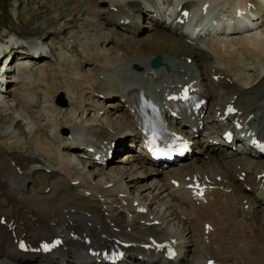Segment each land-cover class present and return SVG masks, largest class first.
<instances>
[{
    "label": "bare ground",
    "instance_id": "6f19581e",
    "mask_svg": "<svg viewBox=\"0 0 264 264\" xmlns=\"http://www.w3.org/2000/svg\"><path fill=\"white\" fill-rule=\"evenodd\" d=\"M206 1L218 3V0H80L76 6L84 9L91 4L92 15L84 20L81 33L76 36L79 44L84 45L88 58L97 56L94 65L91 61L94 71L87 75L88 72L81 67L80 70L87 74H77L75 60H78L77 64L88 61L80 58L69 61L67 64L74 68L72 74L67 75L71 79L58 86L50 84L55 91L63 88L68 103L65 106L53 103L52 95L46 90V103L42 104L44 111L40 113L44 114V122L39 121L37 128L38 113L31 116L24 111L32 107L37 98V93L30 94L28 85H25L27 78L33 75L30 60L25 59L29 57V50L23 46L9 50L23 60L16 62L13 78L6 75L9 71L5 73L7 79L0 83V95L3 86L7 89L12 83L8 89L12 95L11 103L5 102V96H0V108L6 109L5 106L10 105L13 108L19 104L17 108L25 114L14 113L3 129L9 133L4 141L5 149L11 151L15 145H30L37 151L36 154L32 152L35 155L29 153L25 156L32 166L23 173L22 180L31 181L30 176L34 173L38 179L37 187L26 189L24 184L17 185L12 177V157L2 152L6 155L0 156V183L4 185L5 179L9 178L10 192L6 203L7 221L0 223V227H6L5 231L0 229V258L5 255L13 264H107L101 251L84 258L80 257L78 247L86 248V251L90 247L98 249L107 244L115 245L116 239L121 238L132 244L126 248L127 259L114 264H206L210 257L220 264H261L264 260V175L257 177V174L264 171V154H256L245 138L238 135L250 129L251 133L264 137V0H250L255 5L254 16L262 18V28H254L241 39L230 40L238 44L232 50L221 49L219 43L212 40L206 42L207 48L187 42V36H183L177 27L164 25L160 20L166 4L170 5L168 10L174 19L181 9L191 8L193 2L201 4ZM246 1L229 0L222 4L223 15L233 13L238 6L246 9ZM98 17L103 20L97 22ZM244 17L246 21L239 24L243 30L249 29L248 25L257 24L249 14ZM108 44L112 51L105 48ZM225 51L229 53L227 57L223 54ZM157 52L171 65L170 77L164 68L149 66L150 58ZM242 55L261 59L263 70L255 82L251 81L249 73H237L242 68L239 62ZM188 56L191 62L187 61ZM65 60L62 57V61ZM135 62L141 65V69L131 68L130 64ZM54 73L61 74L59 70ZM227 77L232 79L231 83L226 81ZM163 81L169 87L179 81H193L202 95L210 98L201 128L194 116L183 115V120L176 119L166 109L165 102L160 103L162 114L173 127L194 140L198 147L193 151L197 155L190 156L188 162L159 170L139 152V148H133L124 152L128 156L114 164L109 158L104 164L88 160L87 164L80 165L78 155L84 151L81 146L86 140L91 141L87 145L100 147L126 136L134 140L139 138V125L142 124L138 112L139 95L148 96L150 84L162 89ZM153 91L162 94L160 90ZM111 96L118 98L107 101L105 106V102L99 103ZM98 99L100 101H96ZM229 102H233L238 111L226 119L234 116L243 124V128L236 132L238 138L230 142L218 136L212 124L216 116L207 114L210 110H223ZM119 106L124 109L118 111ZM89 112L91 118L86 122ZM17 121H23L29 138H23L19 131L23 129L19 128ZM60 126H66L68 132L60 133ZM197 134L201 136L197 137ZM206 139L215 141L206 142ZM237 142L246 151L233 149L232 144ZM130 155L132 159L128 158ZM242 174L243 179H239ZM187 175H197V179L203 177L205 181L210 179L207 182L213 187L206 188L205 201L192 198L184 186H174L171 181L177 178L180 183L187 182ZM218 175L220 179H217ZM132 183L135 186L130 191L128 185ZM247 184L251 186L250 192L244 188ZM140 186L148 187L143 195L142 192L134 193ZM88 190L89 195L86 194ZM144 208L146 211L142 212ZM256 214L261 219L259 225L255 223ZM155 218L160 220L158 224L145 222ZM87 221L92 223L88 225ZM206 222L212 225L208 233L204 232ZM53 236H62L64 240L56 251H22L18 247L21 238L37 246L40 240H50ZM15 237L18 239L13 242ZM151 238L176 241L177 254L173 260L139 257L143 253L141 244L150 242Z\"/></svg>",
    "mask_w": 264,
    "mask_h": 264
},
{
    "label": "rangeland",
    "instance_id": "374dc122",
    "mask_svg": "<svg viewBox=\"0 0 264 264\" xmlns=\"http://www.w3.org/2000/svg\"><path fill=\"white\" fill-rule=\"evenodd\" d=\"M79 1L80 0H0V35L1 36L7 39L15 37V36L19 38L22 37V39H24L25 41H29V40L42 41L43 39L42 42L47 43L51 45L52 47H55L54 53L57 58V59L55 58L56 60L48 56L39 57L38 59H35V61L34 59H31L32 60L31 74L33 75L31 76L30 74L27 75V76H30V78H27L25 85L26 84L28 85V91L30 90L29 91L30 94L32 93L33 95L37 93L36 99H38V101L35 99V101L32 102L33 103L32 108H28L27 110H24L27 113H31V116H35L38 113L35 111L37 110L41 111L42 104L45 103L44 100L46 98L45 96L46 90L47 92L49 91L48 92L49 95L53 96V99H54V93L57 90H60V89H56L55 91L52 86L50 87L51 80H53L52 81L53 84H56L55 86H58L65 80L71 79L69 78L70 76L67 77V75L72 74L74 68H73V65L71 66L67 64L69 61H73L75 58H78V59L80 58V60L88 61L86 63L82 62L83 64L82 63L77 64L78 60L77 61L75 60L74 65L76 66L75 71L77 74H80L84 70L88 72V74L86 72H83V73L87 75H91L94 71L93 68L95 67L94 66L92 67L91 61L92 60L94 61V62L92 61L94 65L95 61L97 60V56L92 55L91 59L88 58V56L86 55L85 49H83L84 45L79 44V41H78L79 39L76 36V34L81 33L80 26L84 22V20L87 17H90L92 15L91 10H90L92 9L91 8L92 5L88 4L87 8L79 9L76 6ZM98 3L99 5H102V2H98ZM97 7H100V6L97 5ZM96 20L97 22H101L103 19L102 17H98V19ZM73 31L75 32V34H72ZM226 47L227 49H232V46H230L228 43L226 44ZM105 48L109 49V51L113 50L109 44L105 45ZM82 50H84L85 53ZM81 51L82 53L80 54ZM248 56L251 58V55H248ZM62 57L66 59L64 62L62 61ZM217 58H220V57L218 56ZM257 58L260 59L257 56L255 57L252 56L251 59L242 60V62L248 67V70H245V72L251 74L252 77H255L261 72L260 71L262 68L261 59L259 62ZM71 63L73 64V62ZM54 66L58 68H55ZM81 67L83 70H80ZM90 67L92 68L90 69V72H89ZM58 70L61 72V74L55 75L54 72ZM61 70L65 73H63ZM41 71L43 72L41 73ZM13 72L14 71H12V74ZM26 73H28V71H26ZM12 74H9L10 75L9 77H12L11 76ZM58 79H62V80H58ZM10 84L12 85V83ZM11 85H8L7 90L2 91L1 92L2 95H0V96H5L6 98L5 102H7L8 104L11 103V99H12L11 97L12 95L8 93V89L11 88ZM70 85L73 86L71 82H70ZM61 91H63L64 93V90H61ZM112 99L116 101L117 97H113ZM96 101H100V99ZM101 102L102 103L105 102L103 103L104 106L107 105L106 101H100L99 103ZM17 106H19V104H17ZM17 106L12 108V106L10 105V107L5 106L6 109L0 108V149L5 148L4 141H6L5 139L9 136L7 133L3 132V129L7 126V123L10 122V117L13 116L14 113H17V114L19 113V115H21L20 113L22 112V114H25L23 111H19V107L17 108ZM122 110H123L122 107L118 109V111H122ZM34 112L36 113L35 115H34ZM89 114H91V112H89L87 115L85 114L88 118V119H85V121L87 120L86 122H88L89 118H91V115ZM43 116L44 115H41L40 117L42 118ZM113 116H116V114ZM38 117L35 121L36 128H37V124L39 121L40 123L44 122V119L41 120V118L40 117L38 118ZM81 120L83 121V119ZM17 125H19V128L23 129V130L19 129L20 133L22 134L24 132L26 133V135H23V138L24 136L26 137L28 136L29 138L30 134L26 132V129L23 126L24 125L23 121L22 122L17 121ZM47 130L48 132L50 131L49 129ZM59 131L61 132V128H59ZM28 138H25V139H28ZM13 148H14V151H13ZM13 148L11 149V151L7 149H2L1 152L4 151L10 158L12 157L11 156L12 151L14 152L13 156L16 158H19L18 164L21 166V168L18 169V173L22 175L24 173L23 170H29V166H30V162L25 158L24 154L28 153L27 155H29V153H31L35 155L37 151L30 148V146L28 145L27 146L15 145ZM1 152H0V156H2ZM32 152H35V154ZM122 153L123 152L116 154L113 162H120L119 160L124 157V154L122 155ZM84 162L85 160L80 158V165H83ZM119 166L124 167L125 169L129 168V166L125 164H120ZM129 172H131V170H129ZM129 172L127 173L131 175V173ZM38 173L41 174L40 172ZM36 175L32 176L33 180L28 182V186L37 187L36 181L38 178L36 177ZM13 178L15 179L18 185L22 184L23 182L22 177L13 176ZM8 179L9 178L5 179L6 183L4 185L0 183V189L2 190V191L0 190V217L2 216V214L5 215L4 218L6 219V221H7L6 203H7V198L10 192ZM124 182L127 184L126 179L124 180ZM133 185L135 186V184L133 183L128 185L130 191L132 188H134L132 187ZM26 186H27V182L25 183V187ZM147 191H148V187L140 186L139 190H135L134 193L142 192V195H143ZM255 221H256L255 222L256 224L258 225L260 224L261 219L258 214H256L255 216ZM35 225H37V223ZM0 229L2 231H5L6 227H0ZM232 232H234V230H232ZM3 258H5V256ZM3 258L2 257L0 258V264H13L9 260H8L9 262L3 260ZM261 264H264V260H261Z\"/></svg>",
    "mask_w": 264,
    "mask_h": 264
},
{
    "label": "water",
    "instance_id": "95a60500",
    "mask_svg": "<svg viewBox=\"0 0 264 264\" xmlns=\"http://www.w3.org/2000/svg\"><path fill=\"white\" fill-rule=\"evenodd\" d=\"M160 61H161L160 57L157 56V57L154 58L153 63L158 64ZM61 95L59 96L58 101L61 102V103H64L65 101H64V99H63V97Z\"/></svg>",
    "mask_w": 264,
    "mask_h": 264
}]
</instances>
